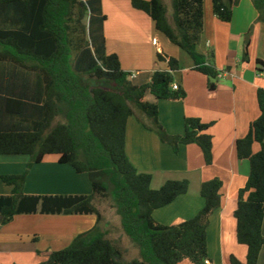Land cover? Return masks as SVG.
I'll use <instances>...</instances> for the list:
<instances>
[{"label": "trees", "instance_id": "16d2710c", "mask_svg": "<svg viewBox=\"0 0 264 264\" xmlns=\"http://www.w3.org/2000/svg\"><path fill=\"white\" fill-rule=\"evenodd\" d=\"M172 12L163 0H131L133 8L146 13L156 29L186 52L194 69L209 79V89L219 72L198 51L204 29V0H171ZM241 0H213V10L223 22H231ZM264 22V0H251ZM101 0H0V155H29L31 165L47 155H59L78 174H86L90 195L26 196V174L3 176L13 187L0 197V223L17 214H92L96 226L79 234L65 249L53 251L41 264H206L209 261L207 228L221 207L222 182L202 184L205 204L192 219L162 225L156 209L188 192L189 183L167 181L151 188L152 176L140 173L126 154V126L140 113L163 141L196 143L205 162L212 163L210 124L198 118L186 120V133L171 137L159 121L156 103L146 101L148 92L158 100H177L185 91L172 89L177 59L157 55V68L149 83L135 85L122 69L117 54H108ZM244 58H247L245 53ZM264 71V62H258ZM257 99L261 114L251 123L248 135L237 141L240 159L250 163V175L239 191L234 218L237 241L247 248L246 261L230 256V264H258L264 247V89ZM260 150L254 153L252 145ZM98 200H108L121 227L139 257L126 258V250L104 229ZM39 205L41 208L39 209Z\"/></svg>", "mask_w": 264, "mask_h": 264}, {"label": "crops", "instance_id": "0c3cea01", "mask_svg": "<svg viewBox=\"0 0 264 264\" xmlns=\"http://www.w3.org/2000/svg\"><path fill=\"white\" fill-rule=\"evenodd\" d=\"M101 1L106 16V51L118 55L122 69L133 75L130 80L135 85L149 83L159 67L168 69L166 63H157L159 52L180 63L173 76L174 84L185 91L184 98L158 100L150 92L145 97L158 105L165 132L171 137L184 136L188 118L210 124L207 132L212 136L213 159L208 165L196 143H179L175 150L172 143L163 141L155 130L144 125L150 124L146 116L137 113L128 119L126 154L140 173L152 176L151 188L158 190L167 181L189 183L186 194L154 211V219L169 226L194 218L205 204L202 184L219 179L222 203L211 215L207 228L208 262L230 264L231 255L245 262L247 248L237 241L234 211L239 191L248 181L250 163L238 157L237 141L248 135L251 123L261 114L257 92L264 89V71L258 63L264 62V22L258 21V11L251 0H241L227 23L215 15L213 0H204V29L198 51L219 72L213 81L216 88L210 90L208 77L194 69L191 57L159 32L152 18L133 8L131 0ZM252 150L257 153L260 145L254 143ZM59 158L51 154L31 165L29 155H0V197L13 193V187L2 177L23 174L26 196L90 195L93 190L87 175L60 167L64 164ZM96 222L92 214H17L11 221L0 223V264H41L50 253L67 248L79 234L92 230ZM258 264H264V247Z\"/></svg>", "mask_w": 264, "mask_h": 264}, {"label": "rangeland", "instance_id": "374dc122", "mask_svg": "<svg viewBox=\"0 0 264 264\" xmlns=\"http://www.w3.org/2000/svg\"><path fill=\"white\" fill-rule=\"evenodd\" d=\"M163 1L167 6L168 16H169V14L172 12V5H171L172 1L171 0H163ZM60 167L72 168V166H70L69 164L60 165ZM97 206L100 208V210L102 211L105 217L103 224L104 229H108L111 238L118 240L119 244L126 250V258L127 259L138 258L139 250L132 245L128 237L124 234L121 227L120 218L117 216L115 210L112 208L111 202L108 200H98ZM105 221L109 223L111 227L106 226Z\"/></svg>", "mask_w": 264, "mask_h": 264}, {"label": "built area", "instance_id": "2783aa9c", "mask_svg": "<svg viewBox=\"0 0 264 264\" xmlns=\"http://www.w3.org/2000/svg\"><path fill=\"white\" fill-rule=\"evenodd\" d=\"M131 76H133V75H131ZM172 89H174V90H178L179 87H178L177 85L173 84V85H172ZM206 264H209V262L206 261Z\"/></svg>", "mask_w": 264, "mask_h": 264}]
</instances>
